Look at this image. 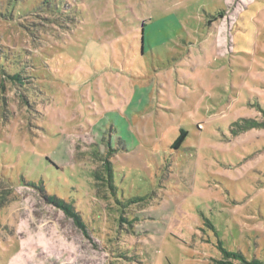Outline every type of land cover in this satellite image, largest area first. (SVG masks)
Listing matches in <instances>:
<instances>
[{"label": "rangeland", "instance_id": "374dc122", "mask_svg": "<svg viewBox=\"0 0 264 264\" xmlns=\"http://www.w3.org/2000/svg\"><path fill=\"white\" fill-rule=\"evenodd\" d=\"M220 248L264 264V0H0V264Z\"/></svg>", "mask_w": 264, "mask_h": 264}, {"label": "trees", "instance_id": "16d2710c", "mask_svg": "<svg viewBox=\"0 0 264 264\" xmlns=\"http://www.w3.org/2000/svg\"><path fill=\"white\" fill-rule=\"evenodd\" d=\"M11 79L14 80L16 82V84H18V85L21 81V77H19V75H17V74L11 76ZM183 137H184V134L181 133L180 137L177 138L175 140V142L173 143V146L178 147L180 145V143L182 142ZM103 169L108 174V176L110 178L111 170H110L109 162L107 161V159L103 160ZM94 176L96 178L98 177L96 175V173L94 174ZM45 199H46V202L48 204H50V205L56 207L57 209L61 210L67 218H70L72 220L74 226L79 228L82 232L87 231L85 223L83 222L80 214L75 210L73 205H71V204L65 202L64 200L59 199L53 195L49 196V195L45 194ZM220 249H221V252L223 254L224 260L215 261V264H235L230 260L231 258L237 259L236 264H263L262 262H260L258 260L248 261L240 253H231V252L223 250L222 248H220Z\"/></svg>", "mask_w": 264, "mask_h": 264}]
</instances>
